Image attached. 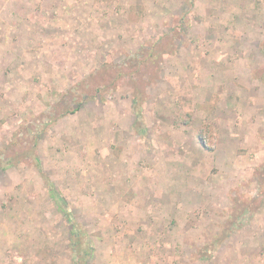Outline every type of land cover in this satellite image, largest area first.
<instances>
[{
	"label": "rangeland",
	"instance_id": "374dc122",
	"mask_svg": "<svg viewBox=\"0 0 264 264\" xmlns=\"http://www.w3.org/2000/svg\"><path fill=\"white\" fill-rule=\"evenodd\" d=\"M74 225L81 264H264V0H0V264Z\"/></svg>",
	"mask_w": 264,
	"mask_h": 264
},
{
	"label": "trees",
	"instance_id": "16d2710c",
	"mask_svg": "<svg viewBox=\"0 0 264 264\" xmlns=\"http://www.w3.org/2000/svg\"><path fill=\"white\" fill-rule=\"evenodd\" d=\"M53 197L56 198L55 196H53ZM57 203H58V207L61 209L62 206L60 205V203L58 201H57ZM74 226L75 227L73 229L74 230L73 234H74L75 237L72 239L73 240L72 248L74 247V249H77V251H78L77 253H78V256H79V259H80V261L77 264H81L83 259H87V256L89 255V250H86L83 246L80 245L79 242H80V240H81V238L83 236V232L80 231L79 229H77L76 225H74Z\"/></svg>",
	"mask_w": 264,
	"mask_h": 264
}]
</instances>
